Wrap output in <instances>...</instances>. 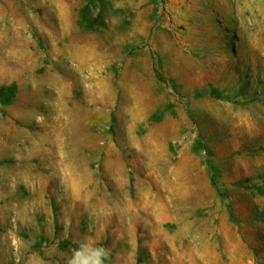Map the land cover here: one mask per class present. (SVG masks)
Instances as JSON below:
<instances>
[{
    "label": "rangeland",
    "instance_id": "obj_1",
    "mask_svg": "<svg viewBox=\"0 0 264 264\" xmlns=\"http://www.w3.org/2000/svg\"><path fill=\"white\" fill-rule=\"evenodd\" d=\"M0 264H264V0H0Z\"/></svg>",
    "mask_w": 264,
    "mask_h": 264
},
{
    "label": "trees",
    "instance_id": "obj_2",
    "mask_svg": "<svg viewBox=\"0 0 264 264\" xmlns=\"http://www.w3.org/2000/svg\"><path fill=\"white\" fill-rule=\"evenodd\" d=\"M85 22V21H84ZM4 103V102H3Z\"/></svg>",
    "mask_w": 264,
    "mask_h": 264
}]
</instances>
